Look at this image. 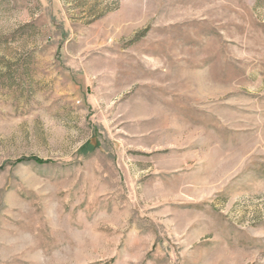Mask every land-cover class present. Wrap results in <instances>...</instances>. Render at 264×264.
I'll list each match as a JSON object with an SVG mask.
<instances>
[{"label": "rangeland", "instance_id": "1", "mask_svg": "<svg viewBox=\"0 0 264 264\" xmlns=\"http://www.w3.org/2000/svg\"><path fill=\"white\" fill-rule=\"evenodd\" d=\"M0 264H264V0H0Z\"/></svg>", "mask_w": 264, "mask_h": 264}]
</instances>
